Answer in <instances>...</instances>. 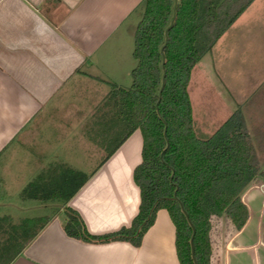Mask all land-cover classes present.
I'll use <instances>...</instances> for the list:
<instances>
[{
    "label": "crops",
    "instance_id": "crops-1",
    "mask_svg": "<svg viewBox=\"0 0 264 264\" xmlns=\"http://www.w3.org/2000/svg\"><path fill=\"white\" fill-rule=\"evenodd\" d=\"M139 3L0 0V209L5 211L0 218L8 219L4 226L30 218L20 217L17 222L11 219V212H27L22 200L13 199H21L22 188L39 172L36 168L28 173L22 170L31 157L35 158L25 153L27 145L46 150L54 125L58 124V133H67L69 127L77 133L84 118L95 117L99 148H106L99 105L110 84L122 86L116 75L120 54L116 51L117 31ZM131 68L126 67L123 75L126 72L129 76ZM192 69L187 87L191 84L193 88L194 102L202 103L199 96L206 90L212 101L221 99L224 105L206 114L211 119L219 117V124L209 131H197L198 136H211L237 109L258 162L257 175L239 194L247 213L244 224L234 230L224 218L217 241L210 238L209 224V264H264V0H251ZM95 70L106 73L105 78ZM102 84L108 88H96ZM87 100H96V105L86 106ZM190 107L192 118L191 102ZM112 128L109 133H116ZM43 141L46 143L41 148ZM58 141L57 149L62 150L63 142ZM140 148L139 132L134 131L62 204V208L75 211L90 235L128 227L135 216L139 193L132 171L140 161ZM46 155V161L37 162L36 167L66 165L48 161ZM62 214L60 210L51 216L9 264H178L174 228L164 210L156 211L137 248L125 242L89 244L69 238L62 231ZM211 218L219 220L210 216V223Z\"/></svg>",
    "mask_w": 264,
    "mask_h": 264
},
{
    "label": "trees",
    "instance_id": "trees-1",
    "mask_svg": "<svg viewBox=\"0 0 264 264\" xmlns=\"http://www.w3.org/2000/svg\"><path fill=\"white\" fill-rule=\"evenodd\" d=\"M250 1L140 0L142 10L132 33L135 63L129 71L130 85L110 84L101 117L104 158L139 132L140 161L132 171L139 193L137 212L128 227L90 235L75 211L64 207L65 236L89 244L125 242L137 248L156 211L164 210L174 228L178 264H192L191 230L175 198L194 228L196 264H209V217L224 216L234 230L244 224L247 213L239 194L257 175L258 162L242 115L236 109L211 136L196 135L187 84L194 64ZM110 127L117 132L109 133ZM86 180L79 171L54 165L28 182L20 196L65 204ZM49 219L34 217L4 226L8 219L0 218V264H9Z\"/></svg>",
    "mask_w": 264,
    "mask_h": 264
},
{
    "label": "rangeland",
    "instance_id": "rangeland-1",
    "mask_svg": "<svg viewBox=\"0 0 264 264\" xmlns=\"http://www.w3.org/2000/svg\"><path fill=\"white\" fill-rule=\"evenodd\" d=\"M141 10H142V5L138 4V7L135 9V11L131 13L126 20H124V22L121 24V27L118 29L119 31H117L119 39L116 40V47H117L116 51L117 52L119 51L120 54L117 56V60H116L117 62L116 75L118 76L117 80L119 79L118 81L122 85L121 87L123 86L128 87L130 85V77L128 76V74H126V72L123 75V72L126 71V67L127 69H129V67L130 68L133 67L135 63L133 58L131 57V51L133 47L132 33L136 25V22L140 17ZM196 65L200 66L201 64L197 63ZM97 73L99 77L105 78L106 73H102V72H97ZM205 77L206 80L210 82V79L207 77V75H205ZM217 79L222 80L221 76L220 77L217 76ZM104 87L108 88V86H105L103 84L96 86V88H100V89H103ZM187 94H188V98L192 97L190 101L192 103V112H193L191 119H192L193 130L196 133V135L199 134V133L197 134V131L198 132L209 131L213 129V126L219 124L220 121L219 117H216L215 115V118L211 119L206 117V114L215 113L217 112V110L222 108L224 105L221 99L218 101L216 100L212 101L208 97L207 91L204 90L203 96H199V100H202V103L199 102L196 103L193 100V96H192L193 88L191 87V84H189L187 87ZM103 101L104 100L101 101V105L99 106H102ZM85 104L86 106L89 105V107L95 106L96 100H92V101L87 100ZM104 109L105 108H101L100 112L103 113ZM94 118L95 117L84 118L85 120L84 124L78 127L79 132L75 133L74 131H71L75 128L69 127L67 133H64V131H62L63 135H61L62 132L58 133L59 127L57 126L58 124H56L55 122L56 124L54 125L55 129H53L52 133L48 135L49 140L51 142V143L48 142L49 148H47L46 150L45 148H42L45 146L46 143L45 141L41 143V148H42L41 150L37 149L36 147L30 148L29 145L26 146V149L24 150L25 153H31V155H33L36 159L31 157V159L28 160V164L26 163L25 165L22 166L23 167L22 170L25 173H28L31 169H33L32 172H34V169L36 168L35 170H39V172L36 173L38 175L40 172L43 171V169H47L49 167L44 165L41 167L35 166L37 162L38 163L45 162L46 160L44 155L47 154L49 155L48 161L51 162L54 161L58 163L65 162L66 163L65 166L72 168L76 171H81V173L88 176V174L91 173L94 170V168H96V166L104 159L107 153V150H105L104 147L102 149L99 148L98 136L100 135H96V133L94 132L96 131L94 130V126H93ZM100 118L101 117L99 115V119ZM97 119L98 118L96 117V120ZM44 135L46 136V134ZM58 140L63 142L62 150L57 149L58 145L60 144ZM39 153L42 154L43 156H41ZM51 158L54 159L51 160ZM34 175L35 173L32 174V176ZM27 178H29V176H27ZM12 190H14L13 187ZM13 200L14 201L22 200L21 201L22 206L27 209V212L22 214H15L14 212H11V219H13V221L16 222L20 219V217H30V218L41 217V216L51 217L59 214L60 210L63 211L62 202L60 201L41 203L32 200L24 201L19 197ZM1 212H5V211L0 209V217L3 215V213ZM224 218H225L224 216H221L217 221L211 218L212 222L211 223L209 221L207 222L208 226L210 224V226L212 227V230L211 229L209 230L211 240H216V241L219 240L221 235L220 233L222 232L220 225L221 222L223 223Z\"/></svg>",
    "mask_w": 264,
    "mask_h": 264
},
{
    "label": "water",
    "instance_id": "water-1",
    "mask_svg": "<svg viewBox=\"0 0 264 264\" xmlns=\"http://www.w3.org/2000/svg\"><path fill=\"white\" fill-rule=\"evenodd\" d=\"M162 76H161V85H160V88L158 90V94L160 92V89L162 87ZM174 200L177 202V204L179 205V208H180V211L181 213L184 215L185 219H186V222L188 224V226L190 227V230H191V233H190V238H189V253H190V259L192 261V264H196L195 262V259H194V256H193V246H192V238H193V235H194V228H193V225L191 224V222L188 220V217L186 215V213L184 212V210L182 209L179 201L177 199L174 198Z\"/></svg>",
    "mask_w": 264,
    "mask_h": 264
}]
</instances>
